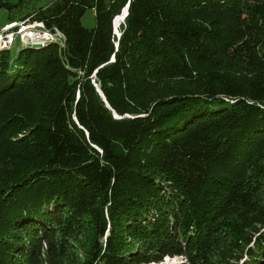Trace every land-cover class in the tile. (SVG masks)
Listing matches in <instances>:
<instances>
[{"label":"trees","instance_id":"trees-1","mask_svg":"<svg viewBox=\"0 0 264 264\" xmlns=\"http://www.w3.org/2000/svg\"><path fill=\"white\" fill-rule=\"evenodd\" d=\"M44 1L0 0L63 39L0 51V264H264V0Z\"/></svg>","mask_w":264,"mask_h":264},{"label":"rangeland","instance_id":"rangeland-1","mask_svg":"<svg viewBox=\"0 0 264 264\" xmlns=\"http://www.w3.org/2000/svg\"><path fill=\"white\" fill-rule=\"evenodd\" d=\"M47 3V0L46 1H44V3ZM43 3V4H44ZM50 3V0H48V4ZM41 4V3H40ZM125 13V14H124ZM126 13H127V10H125L124 12H123V14L121 15L122 17H121V19L119 20V22H118V26L116 27L115 26V33L116 34H118V31H119V29H120V27H121V25L123 24V22H124V19H125V17L124 16H126ZM7 18H8V13L5 11V10H1L0 11V36L1 35H4L5 34V32H7L9 29H11V28H15V27H17L18 26V24H14V25H12V26H8V27H6V28H4L5 26H7L6 25V23H7ZM115 23V22H114ZM82 24H83V26L84 27H86V28H88V29H92V28H94L95 26H96V20H95V14H94V11H92V10H88L87 12H86V14H85V16L83 17V19H82ZM33 25H35V24H31V25H27V26H24V25H22L21 23H20V30L19 31H21V33H20V35L23 37V38H25V39H29L28 38V36L33 32V31H35V30H37V31H42L43 29H42V27H39V28H37L38 26H35V27H33ZM115 25V24H114ZM44 26V25H43ZM4 29H3V28ZM45 27V26H44ZM3 30H2V29ZM34 28H36V29H34ZM33 30V31H32ZM42 35V34H41ZM33 41H36V38H34V40ZM50 43H42V44H39L40 46H38L39 48H43V47H45V46H47V45H49ZM23 48H22V46H21V44L19 43V42H17L15 45H14V47L11 49V56H12V58L14 59L16 56H17V54L22 50ZM4 49H1L0 51H3ZM99 93H100V95L102 96V98L106 101V99H105V97H104V95L102 94V92L99 90ZM13 175V167H12V164H10L8 161H3V162H1L0 161V188H1V186H3V180L4 179H6V178H11V176ZM160 264H188V262H187V260L186 259H184V258H166L162 263H160Z\"/></svg>","mask_w":264,"mask_h":264},{"label":"built area","instance_id":"built-area-1","mask_svg":"<svg viewBox=\"0 0 264 264\" xmlns=\"http://www.w3.org/2000/svg\"><path fill=\"white\" fill-rule=\"evenodd\" d=\"M35 26H39L42 27V31H33L28 38L29 39H25L23 38L20 33L21 31H19V33H8L5 35H1L0 36V47H7L8 45H13L14 42L17 39V34H19L21 36V40L23 42V44L29 43V42H41V43H45L48 40H59L60 42H62L63 45V39H62V35L60 33H54L51 32L47 29H45V27L43 26V24H35L33 25V27ZM42 34V35H41ZM34 38H36V41H33Z\"/></svg>","mask_w":264,"mask_h":264},{"label":"bare ground","instance_id":"bare-ground-1","mask_svg":"<svg viewBox=\"0 0 264 264\" xmlns=\"http://www.w3.org/2000/svg\"><path fill=\"white\" fill-rule=\"evenodd\" d=\"M121 17L122 16H120V18H118L116 21H115V26L117 27L118 26V22H119V20L121 19ZM123 18V17H122ZM20 27V26H19ZM17 28H18V26H17ZM37 28H39V26L37 27ZM34 29H36V28H34ZM40 29V28H39ZM33 31V30H32ZM50 41H59V40H48L47 42H45V43H48V42H50ZM44 43V44H45ZM39 44H42L41 42H29V43H26V44H23V45H26V46H40ZM65 45V44H64ZM9 47H11V45H8L7 47H0V49H3V48H9Z\"/></svg>","mask_w":264,"mask_h":264},{"label":"water","instance_id":"water-1","mask_svg":"<svg viewBox=\"0 0 264 264\" xmlns=\"http://www.w3.org/2000/svg\"><path fill=\"white\" fill-rule=\"evenodd\" d=\"M125 14V13H124ZM125 17V16H124Z\"/></svg>","mask_w":264,"mask_h":264}]
</instances>
